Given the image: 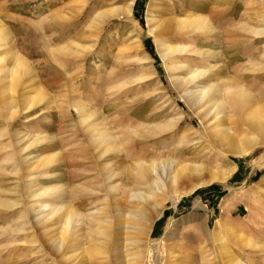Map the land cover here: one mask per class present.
<instances>
[{
    "label": "rangeland",
    "instance_id": "obj_1",
    "mask_svg": "<svg viewBox=\"0 0 264 264\" xmlns=\"http://www.w3.org/2000/svg\"><path fill=\"white\" fill-rule=\"evenodd\" d=\"M173 18L207 19L213 31L159 40L179 50L162 60L151 31ZM254 29H264V0H0V34L5 36L0 77L17 69L9 51L31 70L10 92L0 85V264H71L47 255L53 228L47 224L44 231L36 211L46 206L47 215L58 205H70L90 229V210L112 206L109 199L87 207L80 202L82 187L94 182L97 169L108 162L118 165L123 207L130 192L150 191L135 187L136 163L173 161L174 156L176 166L202 164L226 175L225 181L174 199L157 194V200L167 201L149 233L141 235L137 251L151 249L149 260L158 259L157 264H231V257L264 264V132L251 127L264 123V36L255 39ZM192 71L206 74L188 84V92L199 83L206 90L212 84L243 89L245 112H234L225 100L223 126L244 140L248 155L236 157L209 144L215 120L183 98L177 82ZM26 94L36 104L27 112ZM90 128L116 137L107 157L94 152ZM46 189L45 195L31 197ZM61 228L67 240L69 229ZM93 249L83 256L89 264H116L103 254L104 246ZM73 251L72 260L80 253Z\"/></svg>",
    "mask_w": 264,
    "mask_h": 264
},
{
    "label": "bare ground",
    "instance_id": "obj_2",
    "mask_svg": "<svg viewBox=\"0 0 264 264\" xmlns=\"http://www.w3.org/2000/svg\"><path fill=\"white\" fill-rule=\"evenodd\" d=\"M126 13L129 14L130 11H126ZM157 28V32H154V30L151 31V33L155 36V39H158V50L162 60H165L168 56L179 52V50L174 47L168 46L159 40L168 37L176 38L177 36L181 35H191L196 31L207 33L213 31L207 19L203 18H189L187 21L173 18L169 21L161 22ZM251 33L253 34L255 39H258L264 36V29H254L251 30ZM1 35L2 33L0 34V43L2 44L4 43V38H2V36L4 35ZM7 53L13 55L15 66L17 67V69L11 74L9 73L3 77H0V85L2 84L6 88V91L8 90L10 92L14 85L17 86V84L22 82L24 77H26L27 75L31 76V70L27 67V63L17 53H11V51ZM22 68L25 70L24 73H15L18 69ZM252 69L253 71H257L260 68L258 66H253ZM205 74V71H192L190 72L191 76L189 78H185L179 81L177 80V82H179V87L183 89L182 97L185 99L189 98L190 103L193 105V107L196 106L197 109H207V111L205 112V118L211 116L210 119L215 120L212 123V127L210 129L211 133H209L207 137L209 144L214 147L213 149L222 151L221 149L223 148L224 151L228 153L232 152L236 157L248 155L249 149L243 148V145L241 144L244 140L236 138L228 127L223 126L224 112L222 109V105L225 100L231 101V108L234 112H245V109L247 107V104L245 103H247V101L243 102V100L241 99V93L243 92V89L238 85H233L231 88L223 89L218 88L216 84H212L209 89L206 90L205 86L202 85V83H199V85H201L200 88H198L196 91L188 92L187 85L194 83L196 80L202 78ZM2 89H0V91ZM230 89H233V91H235L234 94H231L229 96L224 95L225 92ZM16 92L17 91H15V93ZM37 92L38 95L42 96V92L40 90H37ZM31 96V94H26L25 97L23 96L25 98L23 111L27 112V110L36 106L35 98H32ZM238 98H240V100ZM228 104L230 105V103ZM75 110L80 114L83 108L78 107L75 108ZM13 112L14 111H12V113L8 115L6 114L9 120L15 116L12 115L14 114ZM251 127L254 131L259 132L260 134L264 132V123L262 122H255ZM88 134L95 148L94 152L99 151L100 157H107L111 152H113V150H115L116 147L114 146V141L116 137L108 130L98 131L97 129L90 128ZM237 145L239 146V148L235 149ZM24 150L25 149H22V151ZM173 159L175 160V156L173 157ZM197 159L194 158V160ZM174 160L169 161L162 159V161H157L156 159L152 160L150 163L137 162L135 174L137 181H133V183L134 185H136L135 187L141 185L149 188L150 191L149 193H143L141 191L130 192L123 207L121 205L122 200L118 195V193L121 191V188L119 189V185L116 184V180L120 176L118 172V165H110V163L108 162L101 169H97V174L93 178L94 182L88 183V185L83 186V189L81 188L82 190L79 195L81 197L80 202H83V204H85V206L87 207L90 205H95L100 201L105 202L107 199H109L112 206L110 209L102 207V209L100 210H95L94 208L93 210H90V213L93 214V227L90 229L84 227L82 219L80 218V212L76 211L75 208L70 205H58L51 211H49L47 215L43 214L45 213V210L47 208L46 206H43L42 210L36 211L38 212V215H41V218L43 219L42 221H40V225L44 227V231H47V228L45 227L47 224L51 225V229L53 228V235L49 238V244L51 248L49 249L47 255L57 256L60 259H64L66 262L71 261V264H89V262H87L83 256L86 255L88 251H91L92 254L94 252V247L99 249L101 248V246H104V249H102L103 254L113 257V260L116 264H157L158 259H153L152 261L149 260V258H151V254H153L151 253V249H148V252H146L143 247L144 252L137 251L142 248L140 238L141 235L144 232L149 233L155 219L159 218L162 215L164 204L167 201L164 200V198L163 200H157V194H164L165 196L168 194L169 196L167 199H174V197L180 195L187 196L193 194L196 190L207 185H211L216 182L224 183L226 177V175H219V173L217 174L214 171H207L201 166L202 164H193L192 161H188L192 162L191 164L176 166ZM197 161L199 163V160ZM188 162L186 161L185 163ZM205 178H207V180ZM188 185H191V187L186 190H182L184 186L188 187ZM47 191L48 189L40 191V193L31 192V197L36 199L40 196L45 195ZM85 191H87L88 193L84 194ZM73 193L74 194H72L71 197L75 198L76 191H74ZM196 204L199 208H202L199 202H197ZM16 205H18V202L12 203L11 206L16 208ZM151 206L154 207V212L152 211L153 213H150L149 211ZM62 212H64V214L60 218L59 215H61L60 213ZM98 213L102 215L101 218L97 217V215H100ZM114 217H116V221H114L115 223L112 225V220ZM138 223L140 224L138 225ZM62 226L69 229V238L67 240H64V238L61 237ZM217 226L218 229H221L223 224L218 223ZM216 232L217 231L214 230L211 231L210 234L215 236ZM83 240L88 242V246H84V244H82ZM133 247L136 251L125 255L127 252H129V250H132ZM73 248H78V251H80V253L77 255V258H75L74 260H72L71 256V253L74 252ZM95 252L97 253V251ZM230 263L243 264L233 257H231Z\"/></svg>",
    "mask_w": 264,
    "mask_h": 264
}]
</instances>
